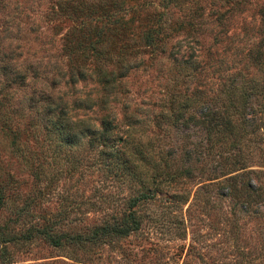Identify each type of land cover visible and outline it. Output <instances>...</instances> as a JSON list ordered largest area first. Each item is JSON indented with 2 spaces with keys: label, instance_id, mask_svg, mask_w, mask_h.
<instances>
[{
  "label": "rangeland",
  "instance_id": "obj_1",
  "mask_svg": "<svg viewBox=\"0 0 264 264\" xmlns=\"http://www.w3.org/2000/svg\"><path fill=\"white\" fill-rule=\"evenodd\" d=\"M75 1L0 0L2 62L24 79L0 112V227L90 235L126 212L138 187L99 163L88 135L60 146L44 95L60 122L123 137L138 174L160 168L174 180L138 205L142 221L125 236L0 241V264H264V0H113L84 13L71 11ZM113 13L126 24L110 49L127 55L103 64L80 49ZM248 81L256 89L242 107L228 89ZM186 96L196 100L183 108ZM229 103L236 134L208 131L204 115Z\"/></svg>",
  "mask_w": 264,
  "mask_h": 264
},
{
  "label": "trees",
  "instance_id": "obj_2",
  "mask_svg": "<svg viewBox=\"0 0 264 264\" xmlns=\"http://www.w3.org/2000/svg\"><path fill=\"white\" fill-rule=\"evenodd\" d=\"M111 3H113V0H77L71 5V11L74 13L93 12L99 8L105 9ZM115 13L111 14L109 16L108 22L104 26L100 27L99 31H97L98 37L91 39L90 35H88L87 39L89 42L82 43L83 47L80 49L82 52H85V55L88 54V57L96 58L98 62L103 60V64H105V60H108L107 58L110 54L112 56V53L117 56L118 61H122L127 55L122 53L120 56L118 52L110 49L112 48L111 46L113 44L111 36L116 34V32H114L115 29L121 28L122 25L126 24L123 21H118V19H116L117 17L115 16ZM150 39L151 42H153L152 35H150ZM75 44L76 43L73 44L72 48H74ZM4 56H6V54L1 49L0 45V112L2 111V106L6 104L10 106L12 104L11 100L14 93L10 94L12 92L11 88L13 86L24 84L22 73L12 69L13 66L8 60L2 62V58ZM123 65L124 64L119 65V68ZM97 70L103 69L100 67ZM252 89L255 90L256 85L251 81L241 85L233 84V86L228 89L229 94L227 95L229 99H232V96H234L237 101L240 102L239 106L243 107L246 103L244 100V95L245 93L249 92L248 90ZM29 100H32V102H37L33 100L38 99H33V96L30 95ZM41 100L42 103L45 104L44 106H46L45 119L46 121H49L48 124H51L49 131L51 133L53 131L58 132L57 135L60 137V142L58 144L60 146L63 145V142L78 144L80 143L81 137L88 135L90 140L97 142L96 146L98 149L99 163L102 165L104 164L108 171H115V173L120 172L130 179H135L136 183H138V187L135 190V193L128 197V210L124 213H121L119 217H115L113 220H104L112 222H104L94 225L92 231L89 233L90 235L67 232L55 234L52 232V230L47 228V226H29L26 229L8 235V232L2 230L0 227V241L4 243H16L22 239L28 240L35 235H41L52 245L59 247L66 244L74 245V243H84L86 241L99 244L104 242L107 238L112 239L113 237L125 236L131 233L133 230H136L140 224V221H142V214H140L137 209L138 205L140 203L152 200L159 193L161 194L163 192V186L170 184L172 180H174L173 173H167V170L165 171V169L159 168V170H155L154 173L147 174V176L138 174L136 170L138 167H140V165L137 164L135 159L132 158V160H130L131 158L129 157V154H131V152L127 151V155L125 156V150L128 145H126L125 139L123 137L112 131V128L104 124L102 129H91L90 126L80 122H60L58 120L59 118L55 117L56 115L54 116V111L51 110V103H53L51 95H44ZM195 100L196 98L193 96H186L182 99L179 105L183 108H186L190 106ZM233 106L234 105H230L229 103L226 107H224L223 111L214 109L211 112H207L204 115L206 116V119H203L200 122L207 124V127L209 128L208 131L215 130L219 133L221 131H227L228 133L236 134L237 122L236 118H234ZM61 114L62 112H59L57 116L60 117ZM53 116L55 119H53ZM193 117V115H189L186 118L189 120ZM194 121L198 122L196 119ZM99 145L100 148H98ZM132 153H134V151H132ZM165 163V166L167 167L168 163ZM40 172H38L37 175H40ZM10 176L12 175L10 174ZM4 203H6V196L4 192H1L0 204ZM14 212L16 214V220L14 221L21 220L25 212L24 205L15 207ZM2 254H4L3 251Z\"/></svg>",
  "mask_w": 264,
  "mask_h": 264
}]
</instances>
